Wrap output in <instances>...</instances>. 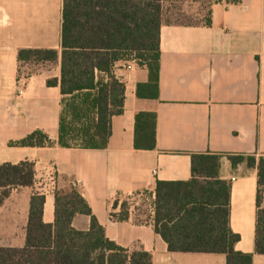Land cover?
<instances>
[{"label":"crops","instance_id":"0c3cea01","mask_svg":"<svg viewBox=\"0 0 264 264\" xmlns=\"http://www.w3.org/2000/svg\"><path fill=\"white\" fill-rule=\"evenodd\" d=\"M63 3L0 0V164L31 161L35 167L34 185L13 188L0 208V239L2 217L10 220L4 233L13 240L21 216V243L0 246L25 244L34 192L45 193L44 220L54 223L55 191L76 184L106 236L131 251H149L153 264H227L222 253L170 251L155 228L157 181L191 180V154L210 152L222 155L219 176L231 185L230 226L241 236L235 248L253 253V264H264L255 244L257 164L264 157V0L213 3L211 24L163 23L159 96L138 94V85L149 82L146 66L114 69L126 86L125 106L113 117L112 135L103 149L58 144L63 94L59 83L48 81L61 78ZM24 48H55L59 58L21 61L19 50ZM141 112L156 114L154 149L135 145ZM36 130L54 144H11ZM229 155L254 156L257 164L233 165ZM121 199L130 207L127 220L113 217L121 211ZM73 225L89 229L90 216L76 215Z\"/></svg>","mask_w":264,"mask_h":264},{"label":"trees","instance_id":"16d2710c","mask_svg":"<svg viewBox=\"0 0 264 264\" xmlns=\"http://www.w3.org/2000/svg\"><path fill=\"white\" fill-rule=\"evenodd\" d=\"M167 0H64L61 31V78L63 110L58 144L62 147L107 148L112 135V119L124 111L125 83L114 74V66L132 57L149 70V82L138 85L145 98L159 96L161 26L163 23L190 22L166 19ZM223 0H217L213 3ZM231 1V0H228ZM237 2L239 0H232ZM206 23L211 24V8ZM55 48L19 50L21 61L54 62ZM155 113L137 115L135 145L138 149L157 147ZM16 146L54 144L48 134L36 130L11 142ZM193 177L188 181H157L155 228L170 251L222 253L227 264H253V253L236 250L241 239L230 226L231 185L220 178L222 155L192 153ZM233 165L247 161L255 167L254 156L229 155ZM258 211L256 252L264 254V157L258 160ZM35 167L31 161L0 164V208L13 188L33 186ZM55 221L44 220L46 196L34 192L25 244L0 246V264H153L146 250H129L106 236L105 228L80 189L55 191ZM119 201L114 202L116 209ZM129 204L113 217L129 218ZM90 216L87 230L73 225L76 215Z\"/></svg>","mask_w":264,"mask_h":264},{"label":"rangeland","instance_id":"374dc122","mask_svg":"<svg viewBox=\"0 0 264 264\" xmlns=\"http://www.w3.org/2000/svg\"><path fill=\"white\" fill-rule=\"evenodd\" d=\"M217 0H167L165 6L167 7L166 19L180 22L200 23L205 21L208 12L213 2ZM232 1V0H231ZM69 185V184H68ZM70 188V185L66 187ZM126 200L121 199V203ZM12 210H15L14 206H11ZM17 234L14 235L13 240H7L8 234L4 233V228L9 224V221L5 216L2 217L3 234L0 239L1 244H7L13 242L15 245L21 243L22 231H21V216L17 217ZM13 220V219H12Z\"/></svg>","mask_w":264,"mask_h":264},{"label":"built area","instance_id":"2783aa9c","mask_svg":"<svg viewBox=\"0 0 264 264\" xmlns=\"http://www.w3.org/2000/svg\"><path fill=\"white\" fill-rule=\"evenodd\" d=\"M120 64H116L115 66H114V69H119V68H122V69H124V70H132L133 68H134V66H135V64L137 63V59L135 58V57H132V58H130V59H128V60H124V61H121V62H119ZM21 92V91H20ZM76 185V184H75ZM40 193H43V194H45L44 192H40Z\"/></svg>","mask_w":264,"mask_h":264}]
</instances>
